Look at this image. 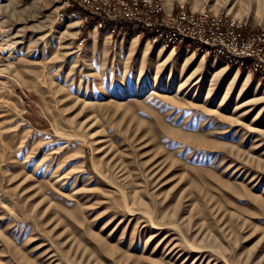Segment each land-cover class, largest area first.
<instances>
[{"label":"rangeland","instance_id":"1","mask_svg":"<svg viewBox=\"0 0 264 264\" xmlns=\"http://www.w3.org/2000/svg\"><path fill=\"white\" fill-rule=\"evenodd\" d=\"M67 7L0 0V264H264V81Z\"/></svg>","mask_w":264,"mask_h":264},{"label":"built area","instance_id":"2","mask_svg":"<svg viewBox=\"0 0 264 264\" xmlns=\"http://www.w3.org/2000/svg\"><path fill=\"white\" fill-rule=\"evenodd\" d=\"M85 15L81 21L111 34L125 25L137 28L153 44L192 47L242 68L264 81V27H250L227 13L187 9L180 3L168 13L161 0H66ZM75 10L71 14L75 15Z\"/></svg>","mask_w":264,"mask_h":264},{"label":"trees","instance_id":"3","mask_svg":"<svg viewBox=\"0 0 264 264\" xmlns=\"http://www.w3.org/2000/svg\"><path fill=\"white\" fill-rule=\"evenodd\" d=\"M67 9H68V10H71V11H72V10H75V11H78V12L80 11L79 8H77V6L74 5V4H70V5L67 7ZM124 29H125V30L127 29L126 26H124ZM255 76H256V75H255Z\"/></svg>","mask_w":264,"mask_h":264},{"label":"bare ground","instance_id":"4","mask_svg":"<svg viewBox=\"0 0 264 264\" xmlns=\"http://www.w3.org/2000/svg\"><path fill=\"white\" fill-rule=\"evenodd\" d=\"M167 130L169 131V128L167 127Z\"/></svg>","mask_w":264,"mask_h":264}]
</instances>
